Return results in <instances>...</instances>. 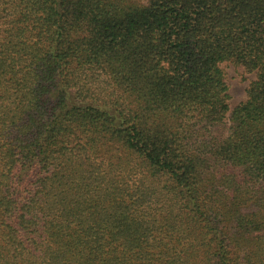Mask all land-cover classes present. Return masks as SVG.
Returning <instances> with one entry per match:
<instances>
[{"label": "trees", "instance_id": "16d2710c", "mask_svg": "<svg viewBox=\"0 0 264 264\" xmlns=\"http://www.w3.org/2000/svg\"><path fill=\"white\" fill-rule=\"evenodd\" d=\"M0 264H264V0H0Z\"/></svg>", "mask_w": 264, "mask_h": 264}, {"label": "rangeland", "instance_id": "374dc122", "mask_svg": "<svg viewBox=\"0 0 264 264\" xmlns=\"http://www.w3.org/2000/svg\"><path fill=\"white\" fill-rule=\"evenodd\" d=\"M225 81L227 84L228 99L230 108L246 99V88L253 75L240 67H234L231 64H222Z\"/></svg>", "mask_w": 264, "mask_h": 264}]
</instances>
